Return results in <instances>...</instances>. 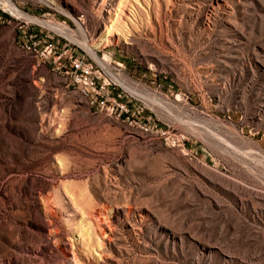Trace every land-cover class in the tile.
Returning <instances> with one entry per match:
<instances>
[{"label":"rangeland","instance_id":"1","mask_svg":"<svg viewBox=\"0 0 264 264\" xmlns=\"http://www.w3.org/2000/svg\"><path fill=\"white\" fill-rule=\"evenodd\" d=\"M12 1L22 14L0 4V264H264V0ZM117 18L94 52L122 61L137 95L132 81L161 86L166 103L130 104L184 134V150L95 111L54 55L24 47L92 54L80 28L93 44Z\"/></svg>","mask_w":264,"mask_h":264},{"label":"built area","instance_id":"2","mask_svg":"<svg viewBox=\"0 0 264 264\" xmlns=\"http://www.w3.org/2000/svg\"><path fill=\"white\" fill-rule=\"evenodd\" d=\"M50 20V19H49ZM56 22L59 25L66 26L71 30L66 20H50ZM52 28V27H51ZM24 47L29 52H34L40 56L43 60L54 55L55 59L60 63V73L66 76L75 85L79 93L84 97L86 103L96 110L105 111L109 116L129 123L136 124L141 132L155 135L162 138L166 143L178 146L181 149L184 147V139L186 136L182 133H176L172 131L166 123V127L159 124L158 121L151 120L149 118L146 121L139 120V113L143 111V106H136L130 104L132 98H144V95L149 97L157 94L161 98H165V94L159 90L156 92H150L146 85H134L138 88V91L142 92L143 96L127 89L120 80L122 79V72L125 65L122 61L112 58L110 53H102L99 55L94 52L90 54L86 51H80L79 49L70 50L69 47L64 46L57 48L53 40L46 41L44 39L43 44L39 38H35L29 43H24ZM126 91H128L126 95ZM167 97V96H166ZM147 99H149L147 97ZM164 103L166 100L164 99ZM138 117V119H137Z\"/></svg>","mask_w":264,"mask_h":264},{"label":"bare ground","instance_id":"3","mask_svg":"<svg viewBox=\"0 0 264 264\" xmlns=\"http://www.w3.org/2000/svg\"><path fill=\"white\" fill-rule=\"evenodd\" d=\"M0 4L2 6H4L5 8H7V10H11L16 13H20L22 14V12L20 11V9L16 6V4L12 1V0H0ZM24 16V15H23ZM112 20V19H111ZM118 18L116 20H113V24L109 27V31H107L106 33H104L103 35L100 36L99 39L95 40L94 43L92 44V42L89 41V39L87 38V36L85 35V32L82 27L80 28L81 35H82V40L80 41V43L86 47L92 54H94V48H96L100 43V42H105L107 40H109L110 36L113 35V30L117 27V23H118ZM54 23V22H53ZM57 24V23H56ZM79 24V23H78ZM55 29L60 30L63 33L70 34V36L72 37V39L76 40V37H74L73 33H71V30L69 28H67L66 26H62V25H54ZM117 30V29H116ZM121 30L118 29V32H120ZM123 32V31H122ZM121 33V32H120ZM116 34V33H115ZM123 85L127 88V83L120 80ZM128 89V88H127ZM130 90V89H129ZM133 92V91H132Z\"/></svg>","mask_w":264,"mask_h":264}]
</instances>
